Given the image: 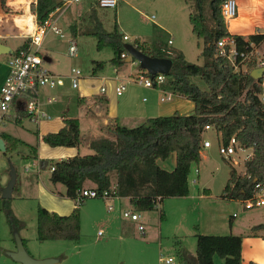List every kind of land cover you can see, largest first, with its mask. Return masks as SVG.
Wrapping results in <instances>:
<instances>
[{
	"label": "trees",
	"instance_id": "16d2710c",
	"mask_svg": "<svg viewBox=\"0 0 264 264\" xmlns=\"http://www.w3.org/2000/svg\"><path fill=\"white\" fill-rule=\"evenodd\" d=\"M192 1L194 11L189 14V22L192 33L201 41L202 64L187 61L181 52L172 55L164 48L148 50L139 42L134 43L137 49L149 56L172 59L165 79L169 80L168 87L173 94L194 104L192 113L183 115L174 112L167 116L150 117L132 128L117 123L107 125V136L89 141L92 153L53 162L50 181L65 186V195L74 200L75 208L68 215H59L38 206V240H79V204L84 200L77 202L76 198L86 182L94 184L98 192L108 190L118 197H128L132 208L142 212L154 210L164 198L188 196L189 174L192 165L201 161L206 125L219 136V144L226 145L231 137H235L241 147L252 149L250 157L244 162L243 172L230 167L221 197L243 203L254 195L256 184L264 187V76L258 80L251 77L250 71L258 66V61L256 55H249L251 50L264 43V32L246 37L230 34L220 13L224 0ZM0 4L4 6L5 0H0ZM59 6L61 0H36L32 10L37 24H43L48 13ZM90 17L95 22L96 30L93 33L98 38L97 48L108 43L113 50L110 61L114 67H120L126 58H122L121 54L126 51L120 45L119 34L116 31L104 32L96 21L93 7ZM72 31L75 33L74 27ZM106 37L108 41L104 40ZM224 37L234 40L237 54L244 52L249 57L243 60L237 56L231 62L226 55H221L217 42ZM27 43L16 51L27 48ZM225 48L228 49L227 46ZM101 67L102 62H97L96 68ZM193 76L200 77L206 88L200 89L191 80ZM18 112L20 116L28 115L23 110ZM63 123L57 132L42 135V140L52 147H77L80 143L78 119L65 116ZM4 137L8 153L14 151L19 141L7 135ZM172 154L175 155L173 168L168 170L161 167L159 161L168 160ZM44 163L42 160L41 164ZM2 208L15 231L18 220L12 214L7 199L2 200ZM163 217L161 213L160 218ZM252 230H261V237L264 238V223L255 225ZM195 238L194 255L177 245V264H241V235L197 233ZM22 241L25 246V240ZM249 264L257 263L250 261Z\"/></svg>",
	"mask_w": 264,
	"mask_h": 264
},
{
	"label": "rangeland",
	"instance_id": "374dc122",
	"mask_svg": "<svg viewBox=\"0 0 264 264\" xmlns=\"http://www.w3.org/2000/svg\"><path fill=\"white\" fill-rule=\"evenodd\" d=\"M91 7L95 9L96 21L100 23L105 33L116 31L119 34L122 47L125 43L139 42L148 50L164 48L172 55L182 52L187 61L199 65L203 63V58L200 56L201 41L192 33L189 22V14L194 11L192 0H119L116 8H100L95 0H81L79 4L67 8L57 19L56 25L61 29L64 37L61 38L53 31H49L40 49L41 54L47 49L49 54L45 58L51 62L46 63L45 66L54 73L66 75L71 68L81 71L78 88H72L67 78H63L61 84L65 92L62 94L64 98L61 97L59 101L68 105L69 115L77 113L79 94L87 92L88 95L95 94V89H100L102 86L105 87L102 93H107L109 89L107 78L114 75V66L110 61L113 57L111 46L104 43L101 48H97L98 38L93 33L96 29L95 22L90 17ZM73 27L75 33L72 31ZM123 35L128 36V40L122 39ZM69 38L73 39L77 45V56L69 54L67 41ZM106 38L104 40L108 41L109 39L106 40ZM168 40H171V43H168ZM260 47L264 50V43L256 49L257 57L261 58L264 57V52L260 51ZM97 62H102L103 66L96 68ZM121 66L119 73L125 76L124 80L128 83L125 84L123 96L120 98H129L139 106H154L157 88H148L133 81L142 70L138 62L134 59L125 62L124 59ZM94 75L104 76L105 79L97 80ZM191 80L200 89L206 88L205 82L200 77L193 76ZM168 86H170L169 80L165 79L162 88L165 87L166 92L171 93ZM84 87L87 92L83 90ZM42 88L46 90L45 87ZM171 94V99L174 100L173 93ZM55 96L54 93L51 97ZM45 99L46 97H41L42 109L49 116L52 115L51 119H55V112L52 111L51 114L48 111L52 105H46ZM172 100H166L164 104H169L173 102ZM203 135L204 139L210 140L211 146L203 147V159L199 164H193L191 167L188 178L189 198L168 197L164 198L159 203V207L154 210L136 211L140 214L141 223L145 227L143 232L138 230V222L124 219L121 215V208L135 211L126 201H122L121 206L119 202L114 201V209L108 211L102 200L86 199L79 204L81 224L78 241L37 239L39 202L35 187L37 181L41 179L47 182L49 167L57 161V158L45 159L49 164L38 176L37 166L32 164L33 158L22 156L24 152H28L27 145H20L17 149L18 153L13 156L1 152L0 160L5 165L0 167V180L5 176L8 182L10 165L16 172L12 195L7 200L12 214L18 220V225L14 231L7 220L1 198V190L4 186L0 184V264H19L8 254L16 248L15 232L25 240V247L32 257L57 259V262L52 264H164L160 259L168 256L174 257L177 264V245L182 241L184 247L194 251L196 233L228 234L230 219L234 221L233 226L238 225V228H241L240 225L252 216L264 221V208L245 209L242 201L225 200L221 197L222 189L229 176L230 164L219 153V143L215 135L208 131ZM89 151L91 153V150ZM246 154V152H239L237 155L240 159L237 155L235 156L239 163L233 166L238 170L244 168L243 157ZM173 158L172 154L168 160L159 161V164L169 170ZM194 179L195 183L192 182ZM59 189L64 190L65 186L56 184L55 187L52 184L47 188L48 197L45 205L50 206L56 201L65 205L74 203L66 195H64L65 198L60 197ZM204 189L207 191L204 192ZM201 194L204 197H198ZM57 209L61 210V208ZM161 213L167 215L161 219ZM210 213H214L215 218L223 222V228H211ZM201 226L202 228H199ZM251 232L263 234L261 230H251Z\"/></svg>",
	"mask_w": 264,
	"mask_h": 264
},
{
	"label": "crops",
	"instance_id": "0c3cea01",
	"mask_svg": "<svg viewBox=\"0 0 264 264\" xmlns=\"http://www.w3.org/2000/svg\"><path fill=\"white\" fill-rule=\"evenodd\" d=\"M35 2L36 0H5L4 6L0 4V87L3 84L6 75L8 73V66H7L8 59L15 53V51L20 46H22L26 41L29 40V37L37 27L36 16L32 10V5ZM236 6H237L236 16L230 19L229 21L225 22V26L230 34L241 35L246 37L250 34L264 32V0H236ZM257 48L258 47H256L255 49ZM260 51L264 52L262 48L260 49ZM48 54L49 53L47 52V49L44 53L41 54L45 64L51 62V60H47L45 58V56H47ZM113 73H114L113 76L107 78L109 83V87H108L109 89L107 93L106 92L102 93L100 92V89L96 88L95 94L93 93L92 95H88L89 93L86 91V87L83 88V90L86 91L87 93L79 94V96L77 97L78 108L76 110L77 112L76 115H69V112L67 111L68 105H65L64 103H61V101H59V99L62 97V94L65 92V90H63L64 88L61 87L55 89L45 88L46 90H43L42 88L39 90L40 99L41 97L43 98L46 97L47 99L48 97H51L55 93L56 96L53 97V101L49 104L46 103V105H52L50 106L48 111L51 114L52 111L55 112L56 114L55 119L50 118L52 115L49 116V118H46V120H42V121L41 119L34 120L32 117L28 115L20 116L18 111L23 109L18 108L16 104H14V107H12L11 112L7 116H5L3 121L0 123V139L3 140L5 148L7 141L4 135L10 136L11 138L18 140L19 143L17 144L16 149L14 151L8 153L6 149L3 152V154L5 155L10 154V156H13L16 153H18L17 149L20 145H27L28 152H24L22 156L33 158L32 164H34V166H37L36 173L38 176H40L41 173H43L47 168V161H45V159L47 160V158L52 157V158H57V160H61L75 155L90 154L89 150L91 149L89 147V141L91 139L107 136L105 132V127L107 125H112L114 123H117L119 125L132 128L142 124L143 122L146 121V119L150 117L167 116L173 114L174 112L187 115L192 113L193 111L194 104L191 101L175 94H173L174 100L172 99L168 100V101L172 100L173 102L169 104H164V102L166 101H161L160 97L166 94L167 89L165 87L162 88V84H160L159 86H154L157 88L155 94L154 106H139L129 98L122 99L120 97L123 96V92L122 94L117 95L115 89L120 83H125L124 80L125 76L119 73V67L118 68L113 67ZM95 78L97 80L105 79L104 76H99V77L95 76ZM262 86H263L262 99L264 101V80L262 82ZM65 116L75 117L78 119L79 130H80V143L77 147L51 146L49 148L50 145L48 146V144L45 143L41 137L46 133L57 132L59 129H61L64 125L63 117ZM207 131L209 133H212V135H215L219 143V136L211 129ZM34 148L37 156L36 159H34ZM202 149L200 151L201 160L204 157ZM92 152L93 151L91 150V153ZM242 152H246L247 153L246 155H251L252 149L247 148L241 151V153ZM237 157L239 156L237 155ZM43 159L45 163L42 165L41 161ZM227 162L230 164V167L235 168V166H233L229 160H227ZM174 164H175V155L170 163L171 169L173 168ZM4 165H5L4 162L0 160V167ZM235 169L238 172L244 171V168L242 170H238L237 168ZM50 173L51 170L47 175L48 180L46 183L43 181V179L37 181L36 183L35 192L37 194V199L39 202L38 206H42V207L44 206V208H46L48 211L55 212L59 215H68L75 208V202L65 205L64 203H60L59 201H56L51 203L50 206L45 205V201L48 197L47 188L50 187L52 184L55 187L56 184H60V183L54 184L50 182ZM112 181L114 182V179H112ZM6 182H7L6 177L5 176L2 177L0 180V184L2 186H5ZM93 187L94 184L90 182H86L85 188H93ZM65 191L66 189L58 190L60 197H64ZM206 191L207 190L204 189V192ZM206 196L209 197V195ZM189 197H190V192L188 196L175 197V198L178 199V198H189ZM198 197L202 198L204 196L201 194ZM114 201L119 202V206L123 204L122 201H126L127 203H129L128 197L114 198L112 204ZM57 208H61V210ZM122 209L123 208H121V211ZM163 215L165 217V215L167 214L165 213ZM231 217L233 218V216ZM210 220H211L210 222L211 228H218V227L223 228V222L218 221L215 218L214 213H210ZM261 223H264V221L257 219L255 216H252L247 220H245L240 225L241 228H238L237 227L238 225L233 226L234 224L233 220L230 219L229 221L230 233L228 234L242 236L241 264H249L250 261L255 262L257 264H264V238L261 237V233L258 234L251 232L252 227ZM199 228H202V226ZM201 234L228 235L227 233H203V232ZM180 245L191 254L193 255L195 254V250L194 251L188 250L186 247H184L182 241Z\"/></svg>",
	"mask_w": 264,
	"mask_h": 264
},
{
	"label": "built area",
	"instance_id": "2783aa9c",
	"mask_svg": "<svg viewBox=\"0 0 264 264\" xmlns=\"http://www.w3.org/2000/svg\"><path fill=\"white\" fill-rule=\"evenodd\" d=\"M119 0H95V3L100 8H116ZM81 0H61V6L56 7L48 13L46 20L43 24L38 25L35 31L31 34L28 40V47L24 49H19L8 59V73L3 84L0 87V123L3 121L5 116H7L14 104L18 108H22L30 117L34 120H40L49 118V115L46 114L45 110L42 109V100L39 97V90L42 87L48 89H55L61 87L63 83V78H67L70 81V86L72 88H78V82L81 77V71L77 68H71L66 75H60L52 72L49 68L45 66V62L40 53V49L43 45L46 34L49 31H53L55 34H58L61 38L64 35L61 33V29L56 25L57 19L61 14L69 8L71 5H77ZM220 13L224 22L229 21L234 18L237 13L236 0H224L220 5ZM124 40H128V36L123 35ZM68 41V51L70 56H77V45L75 41L71 38L67 39ZM171 43V40L168 41ZM134 45V44H133ZM135 46V45H134ZM228 47L226 49L225 47ZM217 47L221 55H226L227 58L234 62L237 56H240L243 60L249 57V55H256V49L251 50L249 55L248 53L240 52L237 54L235 48V42L229 37L221 38L217 42ZM127 56V52L122 53L121 57L124 58ZM258 66L263 64V57H257ZM238 67L235 66V70ZM165 80V76L161 73L150 77L146 71L139 72L136 77L133 79L134 82L145 87H154L159 86ZM125 83H120L115 91L117 95L122 94L125 90ZM101 92L105 91V87L100 88ZM172 94L167 93L160 97L161 101H166L171 99ZM53 101L52 97L46 99V103L49 104ZM17 109V108H16ZM209 125L205 126V130H210ZM211 142L208 139H203L202 147H210ZM245 148L241 147L235 137H231L229 142L224 144H219L218 151L219 153L227 160H229L232 165H236L238 162L235 159V156L238 152L243 151ZM1 153V151H0ZM250 155L244 157L243 162L247 160ZM54 166H50V170H53ZM196 172L198 170L196 169ZM195 182V179L192 180ZM88 198H99L103 200L106 204L107 210H113L112 201L118 196L110 193L108 190H103L98 192L94 187L93 188H84L77 193L76 201L80 202ZM243 207L245 209H255V208H264V187H261L259 184H256V191L251 198L243 201ZM121 215L124 219H128L133 222H138V230L143 232L145 227L141 223V216L136 211H133L128 208H123ZM234 216V215H233ZM164 264H176L174 258L171 256L162 257L160 259Z\"/></svg>",
	"mask_w": 264,
	"mask_h": 264
},
{
	"label": "water",
	"instance_id": "95a60500",
	"mask_svg": "<svg viewBox=\"0 0 264 264\" xmlns=\"http://www.w3.org/2000/svg\"><path fill=\"white\" fill-rule=\"evenodd\" d=\"M124 50L127 52V57L125 62H130L132 59L136 60L139 64V67L148 72L150 77H153L157 73L166 75L169 73V70L172 65V59L168 57H152L148 54L137 49L133 44L125 43L123 44ZM250 75L253 79L258 80L264 76V57L263 64L255 67L250 71ZM6 150L4 142L0 139V151L4 152ZM16 181V172L12 165H10L9 180L7 184L1 190L2 199H10L12 195L13 186ZM14 240L16 248L14 251L8 252L9 256L13 261L18 262L19 264H52L57 262V259L53 258H34L32 257L24 243L22 238L18 235L17 232L14 233Z\"/></svg>",
	"mask_w": 264,
	"mask_h": 264
},
{
	"label": "bare ground",
	"instance_id": "6f19581e",
	"mask_svg": "<svg viewBox=\"0 0 264 264\" xmlns=\"http://www.w3.org/2000/svg\"><path fill=\"white\" fill-rule=\"evenodd\" d=\"M148 73V72H147ZM149 74V73H148ZM158 74V73H157ZM156 75V74H155Z\"/></svg>",
	"mask_w": 264,
	"mask_h": 264
}]
</instances>
